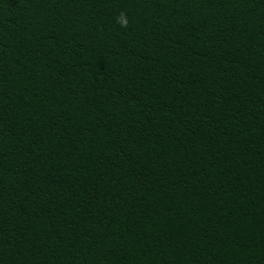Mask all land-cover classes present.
<instances>
[{"label": "trees", "instance_id": "obj_1", "mask_svg": "<svg viewBox=\"0 0 264 264\" xmlns=\"http://www.w3.org/2000/svg\"><path fill=\"white\" fill-rule=\"evenodd\" d=\"M0 264H264V0H0Z\"/></svg>", "mask_w": 264, "mask_h": 264}, {"label": "clouds", "instance_id": "obj_2", "mask_svg": "<svg viewBox=\"0 0 264 264\" xmlns=\"http://www.w3.org/2000/svg\"><path fill=\"white\" fill-rule=\"evenodd\" d=\"M116 21L122 28H127L129 26V20L127 17V13L123 11H121L119 15L116 17Z\"/></svg>", "mask_w": 264, "mask_h": 264}]
</instances>
